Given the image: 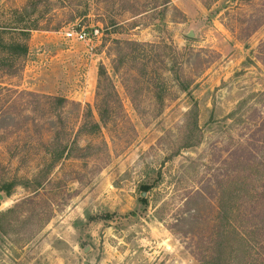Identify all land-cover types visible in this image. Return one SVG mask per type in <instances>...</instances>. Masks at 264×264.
<instances>
[{
  "label": "rangeland",
  "instance_id": "1",
  "mask_svg": "<svg viewBox=\"0 0 264 264\" xmlns=\"http://www.w3.org/2000/svg\"><path fill=\"white\" fill-rule=\"evenodd\" d=\"M0 30V264H264V0H0ZM100 69L120 108L78 134ZM57 114L84 158L51 161Z\"/></svg>",
  "mask_w": 264,
  "mask_h": 264
},
{
  "label": "trees",
  "instance_id": "2",
  "mask_svg": "<svg viewBox=\"0 0 264 264\" xmlns=\"http://www.w3.org/2000/svg\"><path fill=\"white\" fill-rule=\"evenodd\" d=\"M4 31L0 30V52L4 53L5 55L8 56V60L4 61L2 64L4 66H6L7 70H8V74L9 75H14L15 74V69L13 68L16 59H18L19 57L23 56L26 52V46L25 44L21 43L20 41H13V42H6L4 41V39L2 38V34ZM19 35H22V37L24 38V40L27 39V33L24 31H20ZM98 77H99V81H98V88H97V93L96 96L97 98H101V104L104 106V110L103 113H100V109L98 112V117H99V121L96 122L92 119V115H91V110L90 108L86 107L85 111L82 113L81 116V124L78 128L77 133L78 134H83V135H91V136H95V134H97L100 130V127L102 125L107 124V120L110 116H115L116 112L118 111V109L120 108L119 104L112 109L108 103V101L112 102L117 100L115 97V93L113 90V87H109V79L106 76V73L104 72L103 69H100L99 73H98ZM106 83V87L102 84ZM193 83V82H192ZM108 84V87H107ZM111 84V83H110ZM183 89V88H181ZM101 91V93H100ZM31 95V94H30ZM54 102L57 104L56 107L62 108L65 106L66 103H68L66 101V99H62V98H54ZM115 112V113H114ZM234 114V113H233ZM233 114H231L230 116H232ZM187 117L190 118V120L194 119V123H192V131H197V113L195 112V108L193 110H189L187 112ZM56 123L54 124V133L51 139V142L46 146L45 151L48 152V154L51 157V161L53 163L58 162L59 160H64V159H69V158H84V153L91 151L92 149H94L92 146H84V147H77L76 146V138H73V140L71 141L69 138V131L66 130V125L65 122L62 118L61 115L57 114L56 115ZM196 123V124H195ZM190 130V131H191ZM34 132L36 136L40 135V126L38 124L34 125ZM195 144H197V139H192V136L190 137V139H185L184 141V145L186 148L189 147H193L195 146ZM45 146V145H44ZM72 155V152H74ZM249 157L245 158L244 160L247 161L246 166H251L252 162L255 161V158L251 155L248 154ZM227 157L230 158L231 161H237L239 159V157L234 153H228ZM261 163H258L259 166H261L264 170V156H261ZM256 173H258L257 168H255ZM264 188V187H261ZM5 189H8L5 188ZM144 190H148L147 188H144ZM1 192H3V198H8L9 197V191H3L1 190ZM222 202H220L221 205V211H222V222L223 224V230L224 232L227 231V228H230L231 225L229 224V222H231V215H227V211L232 213L233 209L231 206H229L231 204V200L226 198V196H224V199H221ZM2 215H0V219H2ZM0 232L2 234H6V231L4 229L3 226L0 225ZM222 231L221 233V237H222V241L225 239V233ZM216 243L219 240V234ZM224 244V243H223ZM231 245H227L225 247H230ZM220 247V246H218ZM224 248V247H220ZM220 251V250H219ZM218 251V252H219Z\"/></svg>",
  "mask_w": 264,
  "mask_h": 264
},
{
  "label": "built area",
  "instance_id": "3",
  "mask_svg": "<svg viewBox=\"0 0 264 264\" xmlns=\"http://www.w3.org/2000/svg\"><path fill=\"white\" fill-rule=\"evenodd\" d=\"M98 35L97 29H92L90 31H85L84 29L76 30L75 28H72L70 30H67L64 33V36L67 40L71 42H79L84 43L86 41H91Z\"/></svg>",
  "mask_w": 264,
  "mask_h": 264
},
{
  "label": "water",
  "instance_id": "4",
  "mask_svg": "<svg viewBox=\"0 0 264 264\" xmlns=\"http://www.w3.org/2000/svg\"><path fill=\"white\" fill-rule=\"evenodd\" d=\"M193 34L190 32V33H188V35H187V37H189V38H192L193 36H192ZM2 199V197L0 196V200Z\"/></svg>",
  "mask_w": 264,
  "mask_h": 264
}]
</instances>
